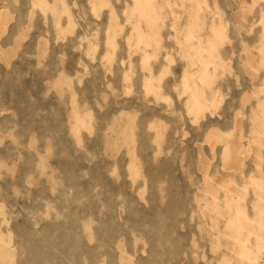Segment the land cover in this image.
<instances>
[{
	"label": "rangeland",
	"instance_id": "1",
	"mask_svg": "<svg viewBox=\"0 0 264 264\" xmlns=\"http://www.w3.org/2000/svg\"><path fill=\"white\" fill-rule=\"evenodd\" d=\"M148 1L0 0V264H264V0Z\"/></svg>",
	"mask_w": 264,
	"mask_h": 264
},
{
	"label": "bare ground",
	"instance_id": "2",
	"mask_svg": "<svg viewBox=\"0 0 264 264\" xmlns=\"http://www.w3.org/2000/svg\"><path fill=\"white\" fill-rule=\"evenodd\" d=\"M145 1H148V0H145ZM150 1V0H149ZM148 1V2H149ZM153 1V0H152ZM151 1V2H152ZM40 2V1H39ZM42 4V3H41ZM145 4H147V5H149L147 2H145ZM153 7H155V6H153ZM149 8V7H148ZM155 9V8H154ZM153 10V9H152ZM149 12V11H148ZM9 20H10V15H9V13H8V10H2V11H0V31H3V30H5V28H6V26H7V23L9 22ZM4 51V50H3ZM2 51V49L0 48V59H2V60H4L5 62H7V54L6 53H4ZM8 53V52H7ZM11 58V57H10ZM9 58V59H10ZM203 100V99H202ZM201 100V101H202ZM203 102V101H202ZM198 104H199V102H198ZM240 118V117H239ZM239 120L237 121V124H238V126H239ZM239 128H240V126H239ZM238 135V137H237V139H236V141L232 138H228V139H230L229 141L228 140H226L225 142H224V139H223V143L224 144H226V147H227V149H225V150H227V151H225V158H223L224 160H223V162H224V167L222 168V170L224 169V170H231V169H235V168H237L238 169V165H240V164H238V160H240V157L243 155V153L245 152L244 151V148H243V146H242V144H241V142H242V139H241V135H239V134H237ZM228 136V135H227ZM232 136V135H231ZM211 137V141H209L210 143L211 142H217V143H220L221 142V138H220V135L218 134V133H213L212 134V136H210ZM226 137V135L224 134V138ZM230 137V136H229ZM233 137V136H232ZM221 140H220V139ZM209 139V138H208ZM216 139H219L220 140V142L219 141H217ZM227 139V138H226ZM227 141H228V144H227ZM213 146H214V148H215V146L216 145H214L213 144ZM249 149H251V145H249ZM246 150V149H245ZM247 152V151H246ZM248 153V152H247ZM249 154V153H248ZM244 155H245V153H244ZM247 157V156H246ZM243 158H241V160H242ZM240 162V161H239ZM242 163V162H241ZM204 164H206V163H204ZM242 165V164H241ZM226 172H228V171H226ZM229 175V174H228ZM230 176V175H229ZM228 177H226V179H227ZM223 179H224V177H223ZM231 179V178H230ZM229 183V182H228ZM225 187V186H224ZM231 187V186H230ZM229 189V188H228ZM231 189V188H230ZM225 190V189H224ZM230 204V203H229ZM229 211H231V210H229ZM130 264H132L131 262H130Z\"/></svg>",
	"mask_w": 264,
	"mask_h": 264
}]
</instances>
